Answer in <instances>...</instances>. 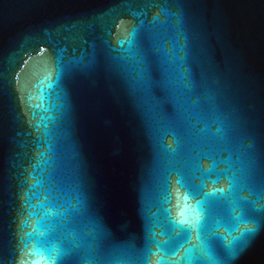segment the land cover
I'll use <instances>...</instances> for the list:
<instances>
[{
    "label": "water",
    "instance_id": "95a60500",
    "mask_svg": "<svg viewBox=\"0 0 264 264\" xmlns=\"http://www.w3.org/2000/svg\"><path fill=\"white\" fill-rule=\"evenodd\" d=\"M0 264H264V0H0Z\"/></svg>",
    "mask_w": 264,
    "mask_h": 264
},
{
    "label": "snow or ice",
    "instance_id": "6c2138e0",
    "mask_svg": "<svg viewBox=\"0 0 264 264\" xmlns=\"http://www.w3.org/2000/svg\"><path fill=\"white\" fill-rule=\"evenodd\" d=\"M197 173L198 175H196ZM213 175L216 177L215 180L212 179ZM221 175L223 174L217 172L214 165L205 167L199 159H194L191 163L190 175L188 177L178 178L177 184L179 188L185 189V192H177V201L182 207L179 216L172 221V225L184 236H188L192 232L199 234L206 230L208 221L203 215V205L210 200H215L217 194H223L225 192V188L216 187L220 183ZM197 180L199 183L196 182ZM209 183L212 184V188L211 190H206L208 189ZM228 191L231 193V187H229ZM197 196H203V200L197 201L196 204L189 203V197L195 198ZM237 231L240 233L243 248L249 243L246 237H250L255 231V227L245 223L240 225ZM36 254L39 255L40 253L37 252ZM43 255L48 260H54L59 259L62 252L55 247H50L45 249ZM173 255H176V253H173ZM160 259H163V257H160Z\"/></svg>",
    "mask_w": 264,
    "mask_h": 264
}]
</instances>
